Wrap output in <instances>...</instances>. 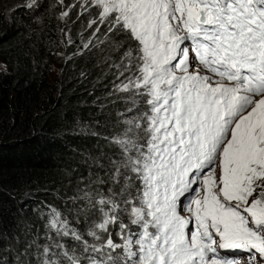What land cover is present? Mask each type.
I'll return each mask as SVG.
<instances>
[{"label": "snow or ice", "instance_id": "snow-or-ice-1", "mask_svg": "<svg viewBox=\"0 0 264 264\" xmlns=\"http://www.w3.org/2000/svg\"><path fill=\"white\" fill-rule=\"evenodd\" d=\"M94 3L99 23L136 42L118 86L136 112L112 137L117 191L95 203L84 193L101 214L88 235L102 243L83 240L56 210L49 227L80 241L87 264H238L223 250L264 259V0ZM33 254L29 264H84L58 242Z\"/></svg>", "mask_w": 264, "mask_h": 264}, {"label": "trees", "instance_id": "trees-1", "mask_svg": "<svg viewBox=\"0 0 264 264\" xmlns=\"http://www.w3.org/2000/svg\"><path fill=\"white\" fill-rule=\"evenodd\" d=\"M98 11L94 0H0V264H29L36 245L57 242L87 264L80 241L49 227L53 210L83 240L102 243L88 235L101 214L83 197L117 191L112 137L136 112L118 86L136 42L109 32ZM109 230L121 243L119 228Z\"/></svg>", "mask_w": 264, "mask_h": 264}, {"label": "rangeland", "instance_id": "rangeland-1", "mask_svg": "<svg viewBox=\"0 0 264 264\" xmlns=\"http://www.w3.org/2000/svg\"><path fill=\"white\" fill-rule=\"evenodd\" d=\"M0 68H4V65L0 64ZM217 173L219 172V169L216 170ZM201 195H203V191H201L200 193ZM184 198L181 197V200H183ZM181 208H183V205H181ZM179 210V209H178ZM181 215L185 216V217H189L190 213H188L187 211H181L180 212ZM236 257L239 258L238 260V264H250V255L254 254V253H248L246 251L243 250H236ZM256 255V264H264V259H261V257L259 256V254H255Z\"/></svg>", "mask_w": 264, "mask_h": 264}, {"label": "clouds", "instance_id": "clouds-1", "mask_svg": "<svg viewBox=\"0 0 264 264\" xmlns=\"http://www.w3.org/2000/svg\"><path fill=\"white\" fill-rule=\"evenodd\" d=\"M189 227H192V225H190ZM236 250H223V251H221L220 252V255L221 256H225V255H227V256H229V257H236V253H238V252H235Z\"/></svg>", "mask_w": 264, "mask_h": 264}]
</instances>
